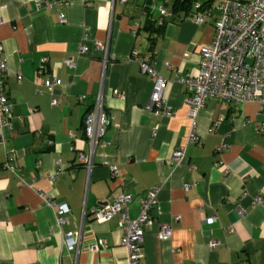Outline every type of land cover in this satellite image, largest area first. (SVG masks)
Listing matches in <instances>:
<instances>
[{"label": "crops", "instance_id": "obj_1", "mask_svg": "<svg viewBox=\"0 0 264 264\" xmlns=\"http://www.w3.org/2000/svg\"><path fill=\"white\" fill-rule=\"evenodd\" d=\"M180 2L0 0L5 87L13 103L11 124L0 128V264H128L117 217L97 222L91 210L128 193L134 218L140 199L157 185L142 264H264V133L257 132L264 108L210 97L197 119V140L189 141L187 92L178 79L198 75L215 20L195 24ZM161 7L166 14L160 23ZM150 21L161 30H149ZM85 36L90 46L108 43L114 57L105 64L96 48L79 53ZM135 54L166 80L171 117L148 109L153 83ZM44 57L45 76L59 80L52 92L38 73ZM100 93L113 119L109 144L97 145L89 169L79 155L91 152L84 122ZM179 147L186 150L182 163L172 160ZM10 153L21 176L4 167ZM58 160L63 169L51 183ZM110 165L121 177L112 176ZM39 192L68 204L63 225ZM162 223L172 226L169 240L157 236ZM68 231L74 232L73 249L63 239ZM99 237L107 238L108 248L90 250Z\"/></svg>", "mask_w": 264, "mask_h": 264}, {"label": "built area", "instance_id": "obj_2", "mask_svg": "<svg viewBox=\"0 0 264 264\" xmlns=\"http://www.w3.org/2000/svg\"><path fill=\"white\" fill-rule=\"evenodd\" d=\"M38 7H41L40 3ZM160 11L159 22L161 23L166 9L161 7ZM189 13L192 21L197 25L206 22L209 16H213L215 20L213 40L209 45L201 48L198 75L178 79L186 87L185 103L188 107V117L192 121L189 141L195 142L197 140V119L210 97L227 100L235 105L255 102L260 105L261 109L264 108V0H223L217 5L212 4L211 0H193ZM61 20L64 21V18L61 17ZM0 23H2L1 17ZM87 40L88 37L85 36L79 46V53L84 54L91 47L96 48L103 53L105 64L114 57L109 52L108 43L95 41L90 46ZM132 59L137 60L142 72L152 79V102L148 109L156 115L171 117L174 114V108L165 97L166 80L149 59L138 54L133 55ZM46 63L47 58H42L38 73L42 77V85L52 92L59 80L56 77L45 76ZM65 63L70 67L75 66V61L72 58H67ZM169 68L172 66L169 65ZM7 69V60L3 48L0 46V128L11 124L13 110V103L10 101L5 87ZM114 95L122 99L125 98L124 93L119 90H114ZM84 98L85 96H81L80 100ZM58 103V98L52 99L53 105ZM112 119L113 116L106 111L104 95L100 93L86 114L84 122L85 136L91 152L89 155L84 153L79 155V161L89 169L93 166V155L97 145L107 146L109 144L105 136ZM257 132L264 133V124L257 125ZM4 142L5 137H1L0 144ZM14 159V154H8L4 167L21 176L20 171L13 164ZM185 159V147L177 148L172 155L173 162L182 163ZM109 168L112 176L121 177L117 165H110ZM62 169L63 165L58 160V167L49 176L51 183L58 179ZM160 190L161 186H154L140 199L139 214L134 218L129 213V205L133 202V196L128 193H122L113 201L99 204L91 210L97 222H109L117 217L118 225L122 231L121 243L128 254V264H142L145 228L153 222L152 209L158 202ZM39 193L55 209L57 223L63 225L65 215L70 211L68 204H58L43 192ZM256 200L263 202L261 196H258ZM176 219L178 220L179 217L177 216ZM63 236L65 244L73 249L74 232H64ZM157 236L161 240H169L172 237V226L162 223ZM210 244L212 247H216L218 242L212 240ZM108 246L107 238L99 237L90 242L89 248L96 251L108 248Z\"/></svg>", "mask_w": 264, "mask_h": 264}, {"label": "trees", "instance_id": "obj_3", "mask_svg": "<svg viewBox=\"0 0 264 264\" xmlns=\"http://www.w3.org/2000/svg\"><path fill=\"white\" fill-rule=\"evenodd\" d=\"M181 2H180V4H181V8L183 7V9H185V10H189L190 9V5H191V3H192V1L193 0H180ZM175 8H177V5H175ZM156 25H155V22L154 21H150L149 22V30H156L157 31V29H158V27H159V29H158V32L161 30V27L160 26H158V27H155ZM153 40V42H155V39H152Z\"/></svg>", "mask_w": 264, "mask_h": 264}, {"label": "rangeland", "instance_id": "obj_4", "mask_svg": "<svg viewBox=\"0 0 264 264\" xmlns=\"http://www.w3.org/2000/svg\"><path fill=\"white\" fill-rule=\"evenodd\" d=\"M222 1L223 0H211V3L217 5L220 4Z\"/></svg>", "mask_w": 264, "mask_h": 264}, {"label": "water", "instance_id": "obj_5", "mask_svg": "<svg viewBox=\"0 0 264 264\" xmlns=\"http://www.w3.org/2000/svg\"><path fill=\"white\" fill-rule=\"evenodd\" d=\"M201 1H204V0H201Z\"/></svg>", "mask_w": 264, "mask_h": 264}]
</instances>
